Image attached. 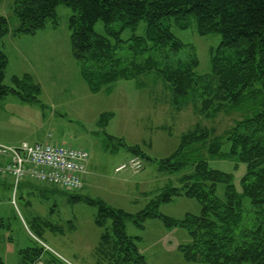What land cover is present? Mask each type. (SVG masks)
I'll return each mask as SVG.
<instances>
[{"label":"rangeland","instance_id":"rangeland-1","mask_svg":"<svg viewBox=\"0 0 264 264\" xmlns=\"http://www.w3.org/2000/svg\"><path fill=\"white\" fill-rule=\"evenodd\" d=\"M12 4L13 0H0V15L8 18L10 26L16 24ZM55 13L57 25L53 28L52 19L48 18L44 32L35 38L16 37L11 44L2 38L1 48L7 55L3 82L12 85L13 74L21 77L28 73L39 84L40 92L38 102L24 101L14 93L0 98V143L52 141L84 148L89 152L92 172L88 183L76 191H64L35 180H27L26 186H21V182L15 204L11 201V179L0 176V262L20 264L19 252L38 246L44 248L43 259L35 264H49L45 258L51 256L62 264H131L126 246L123 250L115 238L103 239L111 226L96 225L99 205L92 201L101 200L114 208L137 213L154 195L149 192L180 186L181 178L191 171L192 165L173 172L160 171L155 160L144 157L141 169L116 171L118 164L132 156L122 143L139 145L158 160L172 155L181 136L195 126L211 129L212 137L221 136L238 116L220 113L207 119L193 104L176 108L170 103V90L164 80L153 74L140 76L137 82L119 79L97 92L90 91L71 53L69 17L74 12L61 3ZM165 22L184 45L174 56L187 55L192 49L198 60L197 74L210 73L212 50L219 45L221 34L199 35L192 17L187 18L186 26L174 16ZM104 28L101 21L94 25L98 33L104 34ZM132 33L145 36V20L139 21L134 32L125 29L120 37L126 39ZM110 39L114 42L113 37ZM154 52L155 49L146 51L143 57ZM227 147L223 143L222 149ZM208 164L230 173L235 188L241 191L244 162L208 158ZM217 194L223 195L222 184L218 185ZM200 209L197 199L184 195L157 206L160 214L176 219L187 213L198 214ZM258 221L264 225V215L253 222L256 225ZM125 232L146 264H201L185 259L180 250L181 245L190 242L187 230L165 227L159 217L145 219L142 226L127 218Z\"/></svg>","mask_w":264,"mask_h":264},{"label":"trees","instance_id":"trees-1","mask_svg":"<svg viewBox=\"0 0 264 264\" xmlns=\"http://www.w3.org/2000/svg\"><path fill=\"white\" fill-rule=\"evenodd\" d=\"M61 3L74 12L69 17L71 53L90 91L97 92L119 79L137 82L140 76L153 74L164 80L170 103L176 108L193 104L207 119L220 113L238 116L221 136L212 137L211 129L195 126L181 136L172 155L158 160L139 145L122 143L141 161L144 157L155 160L160 171L192 167L181 178L180 186L149 192L154 195L137 213L92 201L99 205L96 225L111 226L103 239L115 238L123 250L126 246L131 259H124H130L131 264H146L125 232V220L132 218L142 226L145 219L159 217L165 227L187 230L190 242L180 246L187 260L264 264V225L261 221L254 223L264 215V0H13L16 24L10 26L8 18L0 15V98L14 93L24 101H39V84L28 73L13 76L12 85L3 82L7 55L1 41L9 30L13 34H33L45 27L48 18L55 27V8ZM170 16L182 26L192 17L199 35L221 34L219 45L212 50L210 73L197 74L198 60L192 49L187 55L174 56L184 45L165 22ZM141 19L146 23L145 36L132 33L126 39L120 37L125 29L134 32ZM97 21L104 24V34L95 31ZM152 49L154 54L143 57ZM223 143L228 144L226 149H222ZM208 158L246 164L240 192L231 174L210 167ZM221 184L223 195L219 196ZM179 195L197 199L200 212L176 219L157 211L158 204ZM43 252L44 248L38 246L22 249L20 264H35L43 259ZM45 259L49 264H62L54 256Z\"/></svg>","mask_w":264,"mask_h":264},{"label":"built area","instance_id":"built-area-1","mask_svg":"<svg viewBox=\"0 0 264 264\" xmlns=\"http://www.w3.org/2000/svg\"><path fill=\"white\" fill-rule=\"evenodd\" d=\"M88 160V150L58 142L30 144L22 141L17 145L0 143V176L11 178V201L14 204L16 189L22 180L46 182L66 191L80 189ZM142 166L141 159L133 156L120 163L115 170L136 171Z\"/></svg>","mask_w":264,"mask_h":264},{"label":"crops","instance_id":"crops-1","mask_svg":"<svg viewBox=\"0 0 264 264\" xmlns=\"http://www.w3.org/2000/svg\"><path fill=\"white\" fill-rule=\"evenodd\" d=\"M53 28H54V26H52ZM44 28H42V29H39V30H37L36 32H34L33 34H13L12 32H11V30H9V32H7L4 36H3V39H5V41H9V43L11 44L12 42H13V39L14 38H16V37H19V38H21V37H29V38H35V36H37V34H39V32H44ZM13 76H16V74H13ZM90 172H92L91 171V165H90V163H89V161H88V165H87V172L83 175V179H82V181H83V186H82V188L84 187V184H86V183H88V181H89V179H90ZM0 178H2V177H0ZM3 178H9V179H11L10 177H3ZM12 181V180H11ZM22 182V183H21ZM20 183H21V186H26V184H28L27 183V180H22ZM19 183V184H20ZM41 183H43V182H41ZM44 184H46V183H44ZM46 185H49V184H46ZM19 186V185H18ZM17 190H18V188H17ZM23 194V193H22ZM21 194V197L23 196Z\"/></svg>","mask_w":264,"mask_h":264}]
</instances>
